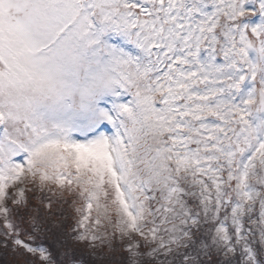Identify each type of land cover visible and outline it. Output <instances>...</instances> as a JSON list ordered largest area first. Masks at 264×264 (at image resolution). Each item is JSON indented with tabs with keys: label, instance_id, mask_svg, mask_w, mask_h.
I'll return each mask as SVG.
<instances>
[{
	"label": "snow or ice",
	"instance_id": "6c2138e0",
	"mask_svg": "<svg viewBox=\"0 0 264 264\" xmlns=\"http://www.w3.org/2000/svg\"><path fill=\"white\" fill-rule=\"evenodd\" d=\"M0 264H264V0H0Z\"/></svg>",
	"mask_w": 264,
	"mask_h": 264
}]
</instances>
